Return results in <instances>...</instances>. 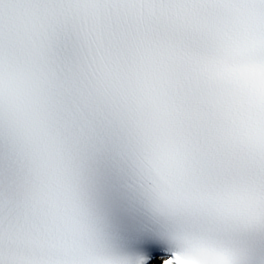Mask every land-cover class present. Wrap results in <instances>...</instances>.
Here are the masks:
<instances>
[{
    "label": "snow or ice",
    "instance_id": "snow-or-ice-1",
    "mask_svg": "<svg viewBox=\"0 0 264 264\" xmlns=\"http://www.w3.org/2000/svg\"><path fill=\"white\" fill-rule=\"evenodd\" d=\"M0 264H264V0H0Z\"/></svg>",
    "mask_w": 264,
    "mask_h": 264
}]
</instances>
